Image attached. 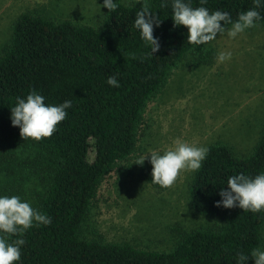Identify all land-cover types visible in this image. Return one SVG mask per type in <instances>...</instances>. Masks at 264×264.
Listing matches in <instances>:
<instances>
[{"label": "trees", "instance_id": "obj_1", "mask_svg": "<svg viewBox=\"0 0 264 264\" xmlns=\"http://www.w3.org/2000/svg\"><path fill=\"white\" fill-rule=\"evenodd\" d=\"M192 7L228 12L232 21L254 7V0H184ZM100 27L54 22L34 13L21 15L13 25L12 39L0 57V148L13 149L32 142L55 159L40 212L49 225H35L22 234L6 236L9 243L22 238L21 259L15 264H237L238 256L262 246L264 210L244 212L239 207H217L221 189L228 190L230 176L255 177L264 173V132L249 158L216 144L195 172L189 199L202 214L221 217L217 231L195 230L172 252H155L130 244L89 241L81 236L93 200L104 178L118 163L130 158L137 146L142 114L149 99L166 82L171 71L190 53H203L202 45L187 43L188 29L174 26L173 0H150V10L161 22L153 26L159 51L151 55L135 25L142 6L114 0ZM161 5H166L162 7ZM264 26V0L256 9ZM226 29L231 24L221 22ZM134 54L131 58L128 54ZM212 55L211 52H208ZM115 76L119 87L107 80ZM35 90L46 105L71 101L66 119L55 133L35 141L22 139L11 121L16 98ZM94 158L91 160V154ZM152 165L141 167V179L151 182ZM244 264H255L249 258Z\"/></svg>", "mask_w": 264, "mask_h": 264}, {"label": "rangeland", "instance_id": "obj_2", "mask_svg": "<svg viewBox=\"0 0 264 264\" xmlns=\"http://www.w3.org/2000/svg\"><path fill=\"white\" fill-rule=\"evenodd\" d=\"M122 1L132 6L150 3ZM103 4L104 0H0V57L21 15L34 13L57 23L98 28L107 9ZM201 47L203 53L187 55L147 102L136 149L100 184L81 228L82 238L172 252L193 231H217L223 225L221 217L192 208L189 190L196 171L182 173L173 187L163 190L140 177L141 167L151 164L150 151L163 154L177 139L208 149L223 144L238 157L249 158L263 135L264 26L256 24L235 38L227 31L218 33ZM222 51L232 57L218 63ZM145 155L143 165L135 163ZM54 163L48 151L32 142L0 148V196H19L40 211ZM260 249L264 250V228Z\"/></svg>", "mask_w": 264, "mask_h": 264}, {"label": "clouds", "instance_id": "obj_3", "mask_svg": "<svg viewBox=\"0 0 264 264\" xmlns=\"http://www.w3.org/2000/svg\"><path fill=\"white\" fill-rule=\"evenodd\" d=\"M207 0H200L205 4ZM138 3H142L138 0ZM104 7L109 11H115L118 7L114 0H104ZM162 7L166 5H161ZM261 7V0H254V7L242 12L233 22L228 12L214 11L212 13L206 7H192L184 0H173L172 19L174 26H184L188 29L187 43L190 45H204L217 38V34L227 31L229 38H235L238 34L256 26L260 14L256 10ZM159 16L152 12L146 3L135 14V27L140 30V35L147 45L151 47V55L159 51L160 45L154 38L153 26H159ZM221 22L231 24L230 29L221 26ZM135 58L134 54H128ZM232 57L231 52H220L217 56L218 63H224ZM107 83L113 87H119L115 76H110ZM71 107V101H65L59 105H46L45 97L35 90L31 91L26 99L16 98V104L11 107V121L14 127L20 129L22 139L40 141L51 137L57 130V125L64 121L68 115L66 109ZM209 149L198 147L177 139L174 146L164 150L163 154L150 151V163L152 165L151 182L162 188L168 189L175 185L178 178L184 172L197 171L202 167V161L207 157ZM148 154V155H149ZM148 155L135 161L143 165ZM228 190L221 189L222 197L216 206L224 208L239 207L244 212L259 213L264 210V173L255 177L244 174L230 176L227 179ZM35 225H49L51 218L34 209L30 202L22 201L19 196H0V264H15L21 259V246L25 244L22 238L8 242L6 236L22 234ZM249 258L254 259L255 264H264V250L255 248L250 256L241 253L237 264H244Z\"/></svg>", "mask_w": 264, "mask_h": 264}]
</instances>
